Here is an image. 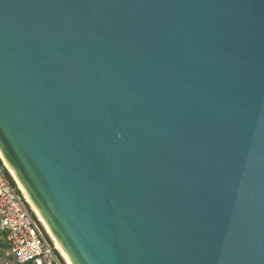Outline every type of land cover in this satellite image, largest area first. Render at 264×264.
I'll use <instances>...</instances> for the list:
<instances>
[{
    "label": "water",
    "instance_id": "water-1",
    "mask_svg": "<svg viewBox=\"0 0 264 264\" xmlns=\"http://www.w3.org/2000/svg\"><path fill=\"white\" fill-rule=\"evenodd\" d=\"M0 152L71 264H264V0H0Z\"/></svg>",
    "mask_w": 264,
    "mask_h": 264
},
{
    "label": "built area",
    "instance_id": "built-area-1",
    "mask_svg": "<svg viewBox=\"0 0 264 264\" xmlns=\"http://www.w3.org/2000/svg\"><path fill=\"white\" fill-rule=\"evenodd\" d=\"M0 158V230L19 264H63L41 224L25 205Z\"/></svg>",
    "mask_w": 264,
    "mask_h": 264
},
{
    "label": "bare ground",
    "instance_id": "bare-ground-1",
    "mask_svg": "<svg viewBox=\"0 0 264 264\" xmlns=\"http://www.w3.org/2000/svg\"><path fill=\"white\" fill-rule=\"evenodd\" d=\"M0 158L3 161L4 166L6 167L7 171L10 173V175L13 177V180L16 182L17 184V188L19 189V191L22 193L23 198L25 199L26 203L30 206L31 210L34 212L35 216L37 217L38 221L42 224V226L45 229V232H47V234L49 235L50 239L53 242L54 248L58 251V253L60 254V256L62 257V259L64 260L65 264H71L70 260L68 259V257L65 255L64 251L61 249L59 243L57 242V240L55 239V237L53 236V234L51 233L50 229L48 228V226L46 225L45 221L43 220V218L41 217V215L39 214V212L37 211V209L34 207V205L32 204V202L30 201L29 197L26 195L24 189L22 188V186L20 185V183L18 182L17 178L15 177L14 173L12 172V170L10 169V167L8 166L7 162L5 161V159L3 158L1 152H0Z\"/></svg>",
    "mask_w": 264,
    "mask_h": 264
},
{
    "label": "crops",
    "instance_id": "crops-1",
    "mask_svg": "<svg viewBox=\"0 0 264 264\" xmlns=\"http://www.w3.org/2000/svg\"><path fill=\"white\" fill-rule=\"evenodd\" d=\"M64 264V262H62ZM0 264H19L8 251L7 234L0 230Z\"/></svg>",
    "mask_w": 264,
    "mask_h": 264
},
{
    "label": "rangeland",
    "instance_id": "rangeland-1",
    "mask_svg": "<svg viewBox=\"0 0 264 264\" xmlns=\"http://www.w3.org/2000/svg\"><path fill=\"white\" fill-rule=\"evenodd\" d=\"M8 172V171H7ZM8 174L10 175V173L8 172ZM10 177H11V179L13 180V177L10 175ZM13 182H14V184H15V186H16V188H17V184H16V182L13 180ZM18 189V188H17ZM19 190V189H18ZM19 193H20V195H21V197H22V199H23V201H24V203H25V205L27 206V208L31 211V213L35 216V214H34V212L31 210V208H30V206L26 203V201H25V199L23 198V196H22V193L19 191ZM35 218L37 219V217L35 216ZM37 221H38V219H37ZM39 222V221H38ZM40 223V222H39ZM41 224V223H40ZM41 226H42V224H41ZM43 227V226H42ZM43 229H44V227H43ZM44 231H45V229H44ZM46 234H47V232H45ZM47 236L49 237V235L47 234ZM49 239H50V237H49ZM50 241L52 242V240L50 239ZM52 245H53V242H52ZM53 247H54V245H53ZM55 251L58 253V251L55 249ZM58 255H59V257H61L60 256V254L58 253ZM61 259H62V257H61ZM63 260V259H62ZM63 262H64V260H63ZM64 264H65V262H64Z\"/></svg>",
    "mask_w": 264,
    "mask_h": 264
},
{
    "label": "trees",
    "instance_id": "trees-1",
    "mask_svg": "<svg viewBox=\"0 0 264 264\" xmlns=\"http://www.w3.org/2000/svg\"><path fill=\"white\" fill-rule=\"evenodd\" d=\"M5 172L7 173V176L9 177V179L11 180V182L13 183V185H15L14 182H13V180L11 179L10 175L8 174V172L7 171H5ZM62 262H63V260H62Z\"/></svg>",
    "mask_w": 264,
    "mask_h": 264
}]
</instances>
